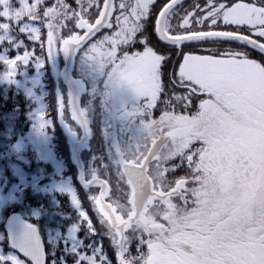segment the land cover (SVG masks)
<instances>
[{"label": "snow or ice", "instance_id": "obj_1", "mask_svg": "<svg viewBox=\"0 0 264 264\" xmlns=\"http://www.w3.org/2000/svg\"><path fill=\"white\" fill-rule=\"evenodd\" d=\"M17 2L24 3V0ZM181 3L182 0H164L157 8V0H132L131 6L128 0H119L118 3L117 0H75L74 8L68 0H54L47 7L46 0H39V4L45 6L46 42L41 40L42 22L39 20L25 21L20 25V32L33 44L31 49L24 40L15 37L0 39V67L3 68L0 78L14 83L21 74V68L25 70L34 64L39 69L42 59L36 55V44L47 50L49 55L53 45L58 48L62 45L66 57L87 45L86 59L95 61L101 72L107 64H114L109 80L118 79L119 88L127 85L132 89L134 101L138 102L134 115H148L153 123L160 124L165 123L169 116L174 118L165 139L176 142L178 146L169 151L165 160L179 157L181 164H186L190 170L195 168L197 172L203 171L201 164L206 157L234 164L243 160L241 170L249 184V200L245 207L264 215V39H260L264 38V0H206L205 7L196 4L192 11L186 10L180 17V23L174 26L171 21ZM27 5L36 9L33 0H27ZM117 11L119 14L113 21ZM49 14L52 20L60 17L61 23L54 25ZM3 23L5 21H0ZM16 23L20 24L19 21ZM193 24L199 27L193 28ZM206 24L207 30L204 29ZM54 27L57 31L52 30ZM65 29L68 31L66 38L62 35ZM74 29L83 30V34ZM103 29L114 30L90 43ZM210 41L237 42L258 53L259 59L252 58L248 50L212 54L183 51ZM155 42L165 46L173 55L179 50L181 62H178V72L172 74L175 80L164 79L168 76L166 69L170 57ZM5 44L11 47H3ZM137 44L142 46V50L129 51ZM10 52L17 54L11 58ZM177 82L184 91L168 95L169 88L176 86ZM162 95L168 99L161 101ZM194 101L198 104L193 112ZM158 102L163 103L164 109L159 118L154 119L153 109ZM178 106L185 112H177ZM43 127L41 125L38 129L39 134ZM155 143L153 140V145ZM163 147L167 149L169 144L165 143ZM135 163L143 167L139 160ZM170 170L175 172L176 166ZM163 175H168L167 169ZM183 183L186 187L188 179L183 178ZM152 190L154 193L164 191L157 183H153ZM100 211L111 223L108 214L103 209ZM75 231L73 229V233ZM145 234L151 235L147 231ZM117 235L119 243L124 238L119 229ZM71 238L73 241L76 239L75 235ZM4 239L0 235V264H66L62 256L46 251L39 229L30 223L20 224L9 232L8 251L3 247ZM219 239L218 235L190 238L184 246L192 253H206L215 248ZM140 243L151 247L153 255L149 257L146 253L134 258L139 264H153L158 255H167L163 240L157 239L155 245L151 240L141 239ZM127 250L124 247L117 256L119 264H127L122 258ZM72 251L78 264H102L104 259L101 257V261H97L95 255L79 252L75 243ZM229 251L239 257L238 264H264V229L250 233L242 244ZM181 256L184 258L165 261V264H195L186 252Z\"/></svg>", "mask_w": 264, "mask_h": 264}, {"label": "rangeland", "instance_id": "obj_2", "mask_svg": "<svg viewBox=\"0 0 264 264\" xmlns=\"http://www.w3.org/2000/svg\"><path fill=\"white\" fill-rule=\"evenodd\" d=\"M118 2L119 0H117ZM131 3L132 0H128L129 6H131ZM192 10V8H189V11ZM118 14L119 11L114 13L113 21H115V15ZM178 21L180 23V19ZM150 26L151 22L149 21L148 29ZM221 27L224 28V25L221 24ZM52 30L57 31V29ZM113 30L103 29L100 34L92 38L90 43L95 42L105 33H110ZM74 31L83 34V30L74 29ZM62 35L65 38L68 36L67 29L62 32ZM87 47L85 45L84 48H81L76 53L71 68V74L77 80L78 86H84L82 89L84 91L80 96V108L85 116V121L77 122L70 108V91L61 74L66 65L62 45L59 48L53 45L55 63L49 66V70L53 73V78L58 81L57 85H54V88L56 87L57 89L56 96L59 97V100L61 97L60 102L64 104L60 112V115L63 114V116L60 117L65 134L66 130L71 134H66L69 135L68 143L72 139L78 142L82 140L85 135L83 123L86 124L87 128V142L83 146L88 144L91 136L96 138L97 134L102 137L96 141L94 139L96 144H88L86 148L82 147L79 151L80 165L82 166L80 169L83 171V178L82 180L79 179V187L82 188L87 199L90 200L96 196L94 205L98 209L99 213L97 212V214H100L107 221L106 227L108 231L110 230L108 235L111 237L115 236V239H110L108 246L105 245L106 249L112 248L114 253H107L102 249L104 258L106 260L110 257L114 258L113 260L119 264L117 256L122 253L124 247H127L128 250L123 252L122 258L127 264H138L134 259L138 257V253L144 251L149 257L153 255L152 248L144 247L140 243L141 239L144 241L151 240L153 245H155L157 239H160L165 241L168 261L179 259L180 254L186 252L195 261V264H218V262L223 264L224 261H227V264H238L239 257L233 255L229 250L234 249L237 244H242L250 233L258 229H264V215L256 213L250 207H245L246 202L249 200V184L246 178L242 174L240 179L238 178L237 180L235 176L237 171H242L241 169L244 167L243 161H239L238 164L228 161L229 170L228 168L226 169V183L223 187H221V182L215 184L212 182V185H210L209 178L205 176L207 175L206 169L208 170L219 162V160H215L212 157H207L201 164V167L204 168L203 179H201L199 174L195 173L191 175L181 174L178 171L181 168L179 157L175 160H165V156L168 155L169 151L174 150L178 146L176 142L165 139L170 131V125L174 123V118L169 116L166 118L165 123L160 124L153 123L148 115H134L138 102L134 101L132 89L127 85L119 88L117 86L119 84L118 79L109 80V75L115 67L114 64H107L101 72L95 61L86 59ZM224 47L225 45L220 48L211 44L200 45L197 51H192L197 54H212L224 52ZM138 50H142V46L139 44L133 45L129 49V51ZM227 50L230 49L227 48ZM49 59H51L50 55ZM164 79L166 80V78ZM162 96L161 100H163ZM196 102L198 103V101ZM104 104L108 106H104ZM157 107L158 116H153L152 118L154 119L159 118L164 105L158 103ZM179 109H176V111L179 112ZM67 112L72 117L71 120L65 118ZM153 140L156 141L155 145H153ZM97 142L104 143L107 147L112 148V151L108 152L109 155L104 157V162L100 163L101 166L86 163V159L91 158L86 153L88 151L94 153L99 150ZM165 143L169 144V148L163 147ZM157 156H159V159L156 158ZM138 160L143 164L141 168L145 170L149 177L140 197L136 195L134 186H132L129 178L125 175V168L128 165L138 166L135 163ZM70 162L79 173L80 169L74 156H72ZM173 166H176L175 172L170 170ZM234 168L236 172L232 171ZM166 169L168 170V175L164 177L163 173ZM193 170L195 168L190 171ZM117 173L121 178L120 181L117 179ZM183 178H187L189 181L186 187L183 183ZM153 183L160 184L164 191L162 193H154L152 190ZM219 188L220 190H218ZM225 189H229L231 192H226ZM126 191H128L127 195ZM211 192L215 194L216 198L220 197L221 193L223 197H226L227 193L225 198L227 202L225 203L228 216L218 220L217 224L227 227L226 229L228 230H235L234 232H236L238 237L236 238L229 232L228 238H223L222 230L219 233L213 232L212 236L218 235L220 237L215 248L206 253H200L199 251L192 253L190 249L185 248L184 242L190 238H208L207 232L209 235V231L212 230L210 228L215 227L214 225L210 226L215 221H211V218L214 217V211L217 209L221 211L222 208L219 203L212 204ZM214 205L217 207L214 208ZM100 209H103L108 214V217L111 218V223L102 215ZM11 217H16L20 220L22 218L18 215H12ZM27 223L30 222L27 221ZM30 224L35 226L33 222ZM201 224L206 226L207 232L205 234L196 230ZM193 226L196 230L195 232L191 229ZM6 227H8V224H6ZM126 228L128 229L127 231H125ZM215 228L218 229V226ZM117 229L124 237L119 243L120 237L117 235ZM145 231L151 233V235H146ZM240 231H243L241 235H239ZM236 239H238V243ZM159 258L161 256L158 255L154 259L153 264H160ZM108 261L110 260L108 259Z\"/></svg>", "mask_w": 264, "mask_h": 264}, {"label": "trees", "instance_id": "obj_3", "mask_svg": "<svg viewBox=\"0 0 264 264\" xmlns=\"http://www.w3.org/2000/svg\"><path fill=\"white\" fill-rule=\"evenodd\" d=\"M68 2L74 8L76 7L75 0H68ZM163 2L164 0L157 1L156 7L158 8ZM53 3L54 0H46L45 6H51ZM33 4L36 5V9H33L32 5H27V0H24V3H18L17 0H0V21H5V23L0 24V39L15 37L18 40H24L31 49L33 44L20 32V25L25 21L39 20L42 22L43 35L41 40L46 42L47 29L43 22L45 6H41L39 0H33ZM196 4L205 7L206 0H185L177 6V14L171 23L174 26L178 25V20L185 11H189V8L194 9ZM22 8L23 11H21ZM29 12L31 15L28 14ZM197 14L199 15V13ZM49 20L54 25L61 23L60 17L52 20L51 14H49ZM17 21L20 24H17ZM39 21H35V23L39 24ZM193 27H197V25L194 24ZM220 28L223 29L221 25ZM53 29L56 30L57 28L54 27ZM204 29L207 30V24ZM148 30H151V26ZM155 43L161 51L170 57V61L172 60L166 69L168 76L164 78L175 80L176 77L172 74L178 72V62H181L179 50H177L176 55H173L165 46L158 42ZM226 43L228 41H210L195 45L192 48H184L183 51H197L200 45L209 44L220 48ZM3 47L11 46L5 44ZM35 51L36 55L42 59V65L39 69L34 64H30L25 70L21 68V74L16 77L14 83H7L0 78V235L5 238L3 247L5 251L9 250L6 224L12 215H18L35 224L45 242L46 251L50 254L54 252L57 257L62 256L66 264H78L76 254L72 251L73 243L79 252L95 255L96 260L101 261V257L104 258L102 249L107 253H114L112 248L106 249L105 245L108 246L110 239H115V236L108 235L110 230H107V221L100 214H97L98 209L94 205L96 196L91 198L92 200L87 199L82 188L79 187L80 177L75 167L71 165L72 156L68 135L65 134L61 123L60 116L63 114L60 115V112L64 104L60 102L61 97L59 100V97L56 96L57 89L54 88V85H57L58 81L53 78V73L49 70L52 60L49 59L47 50H42L39 44L35 45ZM20 52L22 54L23 49ZM16 54V52L9 53L11 58H14ZM0 71H3L2 67H0ZM0 77H2V72H0ZM183 91L177 82L176 86L169 88V95L173 92L180 94ZM196 104L198 103L194 101L192 111L195 110L196 106L194 105ZM160 105L163 103L160 102ZM179 108L178 106L176 109ZM65 118L67 120L72 119L68 112L65 114ZM41 125L44 127L42 133L39 134L38 129ZM94 137H90L89 145L96 144L95 141L102 138L101 135L98 136L97 134L96 138ZM97 144L99 146L98 151L86 153L91 156L89 161L86 159L87 164L101 166L100 163L104 162V157H107L108 152L112 151V148L107 147L104 143L97 142ZM87 145L83 148H86ZM167 164L169 165V163ZM180 166L178 171L181 174L191 175L195 173L203 179V171H190L185 164ZM213 166L208 170L206 169L207 175H205L209 178L210 185L212 182L214 184L221 182V187L225 186L226 169L229 170L228 161H219ZM242 174V171H237L236 179H240ZM116 176L120 181L121 178L118 173ZM229 189H225L226 192H231ZM125 193L127 195L128 191ZM226 197H223L222 193L217 198L214 193L211 194L212 204L219 203L222 205L221 211L216 208L214 217L211 218V221H215L210 226H218V229L210 228L212 230L209 231L208 235L206 226L201 224L196 228L197 232L203 234L207 232V237H210L213 232L219 233L222 230L223 238H228L229 232L236 236L235 230H228L227 227L217 224L218 220L228 216ZM215 207L217 206L214 205ZM218 214L219 216H217ZM73 229L76 230L75 233H73ZM191 229L193 232L196 231L194 226ZM241 233L243 231H240L239 235ZM72 235H75V241L72 240ZM65 242H67V247ZM236 242L238 243V239ZM144 254L143 251L138 253V256ZM183 258L180 256L179 259ZM108 259L104 258L102 264H118L113 260L114 258ZM158 261L160 264H165V261L168 260L164 256ZM137 262L139 264V261Z\"/></svg>", "mask_w": 264, "mask_h": 264}, {"label": "water", "instance_id": "obj_4", "mask_svg": "<svg viewBox=\"0 0 264 264\" xmlns=\"http://www.w3.org/2000/svg\"><path fill=\"white\" fill-rule=\"evenodd\" d=\"M183 2H185V0H182V3ZM99 33H97V34H99ZM62 48H63V46H62ZM54 51H55L54 48H52V52L50 55L53 64L55 63ZM76 53L77 52H70V54L66 57L64 54V51H63L64 59H66V65L63 68V72L61 74H62L63 80H65L66 85L68 86L69 91H70L69 92V102L71 105L70 108L72 109V113L74 115L75 120H77V122L80 123L83 120L85 121V119H84L85 116H84V114L80 108V102H81L80 96H81V93L84 91V90H82L84 88V86L79 87L77 84V80H75L71 74L72 63L75 59L74 57H75ZM82 126H83V130H84L83 132L85 134L83 136L82 140L78 142V141L72 139V140H70V143H69L70 148H71V156H74V158L76 159V162L78 163L79 169L82 168V166L80 165L79 151L83 147V145L87 142L86 124L83 123ZM66 134H69L68 130H66ZM69 135H71V134H69ZM69 135H68V138H69ZM125 175L127 176V178H129L132 186H134L136 195L140 197L141 193L143 192L144 187L146 186V184L148 182V179H149L148 174H146L145 170L139 166L128 165V167L125 168ZM78 176L82 180V178H83L82 169H80ZM104 202H105V200H104ZM23 223H27V221L25 219H22V218L20 220L16 217H10V220L7 222V224H8L7 235H9V232L11 230H14L16 226L23 224Z\"/></svg>", "mask_w": 264, "mask_h": 264}, {"label": "flooded vegetation", "instance_id": "obj_5", "mask_svg": "<svg viewBox=\"0 0 264 264\" xmlns=\"http://www.w3.org/2000/svg\"><path fill=\"white\" fill-rule=\"evenodd\" d=\"M157 1H160V0H157ZM248 2H253V0H248ZM260 39H264V38H260ZM224 45H225V47L223 48V50H225V51L227 50V48H229L230 50H236V51H240V50H248V51L251 52L252 58L259 59V54H258V53L253 52V51H251L250 49H246V46H244V45H242V44H239V43H237V42H228V44H224ZM231 48H233V49H231ZM103 83H104V82H103ZM168 95H169V90H168ZM163 96H164V97H163ZM163 96H162L163 101L166 100V99H168V96H165V95H163ZM158 103H160V102H158ZM196 105H197V104H196ZM196 105H194V106H196ZM104 106H108V105H107V104H104ZM157 108H158V107H156V108L154 109L153 116H158V114H157V112H156ZM180 108H182V107H180ZM179 112H185V110L182 108V109H179ZM149 118H151V117L149 116ZM227 167H229V166H227ZM232 171L236 172V171H235V168H234ZM7 237H8V235H7ZM7 244H8V241H7ZM6 251H8V250H6ZM21 258H22V259H26V258H24L22 255H21Z\"/></svg>", "mask_w": 264, "mask_h": 264}]
</instances>
